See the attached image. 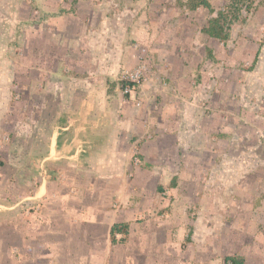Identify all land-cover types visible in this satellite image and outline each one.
<instances>
[{
    "label": "crops",
    "instance_id": "crops-1",
    "mask_svg": "<svg viewBox=\"0 0 264 264\" xmlns=\"http://www.w3.org/2000/svg\"><path fill=\"white\" fill-rule=\"evenodd\" d=\"M96 11L93 22H81L83 31L62 26L72 37L54 62L69 61L65 69L72 71L85 69L80 58L95 65L69 75L66 104L36 101L37 116L0 117V132L19 144L6 149L9 160L0 167V264H224L226 256L238 254L228 240L204 256L201 236L228 231L203 223L199 205L208 211L217 200L218 216L232 214L235 199L225 207L216 193L230 191L234 182H205L212 203L210 194H202L206 200L199 196V158L191 155L208 150L199 147V126L187 128V117L174 113V104H166L162 117L153 110L155 100L149 102L144 117L154 131L140 137L143 113L131 106L140 101L123 95L114 82L121 60L128 59L120 25ZM45 69L55 83L62 77L61 69ZM178 89L181 108L193 103ZM33 127L34 141L28 132ZM114 224L126 231L112 241ZM186 235L189 244L182 249L180 237ZM218 254L222 260L214 258Z\"/></svg>",
    "mask_w": 264,
    "mask_h": 264
},
{
    "label": "rangeland",
    "instance_id": "rangeland-1",
    "mask_svg": "<svg viewBox=\"0 0 264 264\" xmlns=\"http://www.w3.org/2000/svg\"><path fill=\"white\" fill-rule=\"evenodd\" d=\"M184 1L0 0V117L37 116L36 101L54 107L66 104L73 85L69 75L94 70L95 65L80 58L85 69L72 71L65 69L69 61L54 62L55 56L66 52V41L72 37L62 30L63 23L83 31L81 22H93L96 10H101L102 18L120 25L121 48L128 59L121 60L114 82L123 95L140 101L139 106L131 105L133 109L140 107L144 114L155 100L153 110L164 117L166 104H174L172 111L187 117V128L199 126V147L209 151L199 149V155H191L194 161L199 158V196L210 194L212 203L205 182L227 178L234 182L230 191L216 193L225 207L229 198L235 199L232 214L218 216L213 204L217 200L208 211L206 205H199L203 223L228 231L201 236L204 256L221 250L229 240V249L242 256L244 264H264V0H237L239 18L230 24L226 39L209 37L201 28L229 0H209V8L194 10ZM45 68L61 69L62 77L55 83L43 73ZM178 87L193 103L180 107ZM143 114L140 137L154 131ZM41 115L47 119V114ZM30 129L34 141V127ZM13 143L19 145L16 137L0 132L2 168ZM207 195L201 197L206 200ZM197 208L191 205L190 211ZM180 238L185 249L189 236Z\"/></svg>",
    "mask_w": 264,
    "mask_h": 264
},
{
    "label": "trees",
    "instance_id": "trees-1",
    "mask_svg": "<svg viewBox=\"0 0 264 264\" xmlns=\"http://www.w3.org/2000/svg\"><path fill=\"white\" fill-rule=\"evenodd\" d=\"M237 0H229V2L221 9H218L216 14L210 17L201 28V31L207 36L216 39H226L228 36L229 26L232 22L239 18V6ZM184 5L190 10L197 7H210L209 0H185ZM121 231L125 232V226L114 224L110 230L111 240H114L115 233ZM224 264H244V259L238 255H228L224 258Z\"/></svg>",
    "mask_w": 264,
    "mask_h": 264
},
{
    "label": "built area",
    "instance_id": "built-area-1",
    "mask_svg": "<svg viewBox=\"0 0 264 264\" xmlns=\"http://www.w3.org/2000/svg\"><path fill=\"white\" fill-rule=\"evenodd\" d=\"M125 90H128L127 88Z\"/></svg>",
    "mask_w": 264,
    "mask_h": 264
}]
</instances>
